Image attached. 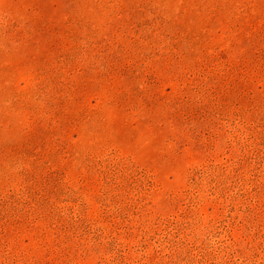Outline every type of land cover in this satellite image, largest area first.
Returning a JSON list of instances; mask_svg holds the SVG:
<instances>
[{
  "label": "rangeland",
  "instance_id": "rangeland-1",
  "mask_svg": "<svg viewBox=\"0 0 264 264\" xmlns=\"http://www.w3.org/2000/svg\"><path fill=\"white\" fill-rule=\"evenodd\" d=\"M0 264H264V0H0Z\"/></svg>",
  "mask_w": 264,
  "mask_h": 264
}]
</instances>
